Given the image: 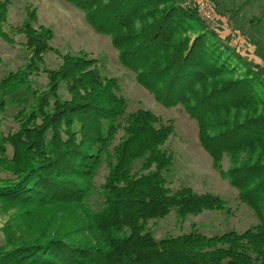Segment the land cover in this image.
<instances>
[{"label":"trees","instance_id":"1","mask_svg":"<svg viewBox=\"0 0 264 264\" xmlns=\"http://www.w3.org/2000/svg\"><path fill=\"white\" fill-rule=\"evenodd\" d=\"M110 37L120 63L165 107L183 106L213 168L259 218L253 226L156 239L149 221H176L226 201L190 186L173 189L174 123L146 108L127 111L116 77L84 53L44 65L53 31L35 9L17 31L27 62L0 79V264H264V69L247 59L182 0H65ZM8 0H0V35ZM46 82L34 85L35 77ZM1 122V118H0ZM228 166L223 167V159ZM107 169L99 185L101 169Z\"/></svg>","mask_w":264,"mask_h":264},{"label":"rangeland","instance_id":"2","mask_svg":"<svg viewBox=\"0 0 264 264\" xmlns=\"http://www.w3.org/2000/svg\"><path fill=\"white\" fill-rule=\"evenodd\" d=\"M8 1L4 30L9 33L12 42L0 35V79L27 62L30 52L24 46V34L17 28L28 9H35L37 20L34 25H44L53 31L44 53V65L56 68L61 63L60 53L66 52H86L96 58L101 74L118 79L128 112L142 107L164 120L173 121L174 133L164 145L173 155L168 175L171 187L190 186L195 192H211L226 201L227 211L205 210L198 215H188L183 222H177L174 211H171L160 219L149 221V229L156 239L191 231L205 235L231 229L241 232L259 222L254 210L240 200L238 190L213 168L210 155L200 144L197 121L181 105L165 107L157 102L153 94L137 82L135 74L120 63L110 37L95 32L80 9L65 0ZM208 1L215 10L216 19L213 23L204 22L205 25L237 49L250 66L264 69V0ZM182 3L192 7L184 1ZM34 79V85H40L46 82V75L40 73ZM11 113L12 108H9L7 113L0 115L1 129L5 132L17 128ZM227 166L228 159L224 158L223 167ZM106 172L103 167L97 178L98 185L103 182ZM14 211L0 207V229Z\"/></svg>","mask_w":264,"mask_h":264},{"label":"built area","instance_id":"3","mask_svg":"<svg viewBox=\"0 0 264 264\" xmlns=\"http://www.w3.org/2000/svg\"><path fill=\"white\" fill-rule=\"evenodd\" d=\"M184 3L192 6L200 19L206 23H213L216 19V13L208 0H182Z\"/></svg>","mask_w":264,"mask_h":264}]
</instances>
